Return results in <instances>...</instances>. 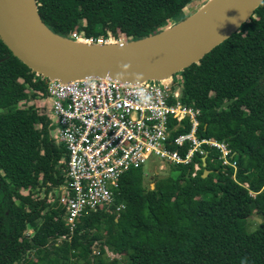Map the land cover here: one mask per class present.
Returning a JSON list of instances; mask_svg holds the SVG:
<instances>
[{"label": "trees", "instance_id": "16d2710c", "mask_svg": "<svg viewBox=\"0 0 264 264\" xmlns=\"http://www.w3.org/2000/svg\"><path fill=\"white\" fill-rule=\"evenodd\" d=\"M35 1L42 21L61 36L79 27L88 36L111 31L135 40L185 19L193 0ZM0 60V264H89L102 231L93 264H264V0L235 33L181 71L182 101L200 111L197 134L235 152V179L214 150L205 178L202 171L192 175V165H170L173 171L155 176L151 188L141 166L132 167L120 176L110 206L124 208L91 212L72 230L60 205H43L62 182L65 149L45 115L33 105L18 107L36 97L34 90L45 94V83L1 39ZM184 124L172 136L190 129ZM195 160L201 166V157ZM42 187L44 198H34ZM106 252L114 255L109 261L100 257Z\"/></svg>", "mask_w": 264, "mask_h": 264}, {"label": "built area", "instance_id": "2783aa9c", "mask_svg": "<svg viewBox=\"0 0 264 264\" xmlns=\"http://www.w3.org/2000/svg\"><path fill=\"white\" fill-rule=\"evenodd\" d=\"M69 38L87 44L124 41L111 31L99 36L76 31ZM167 81L124 84L88 77L48 82L47 93L59 127L57 140L67 156V180L59 203L65 208L64 221L70 230L81 217L101 208L119 213L123 204L115 210L110 206L120 176L129 168L142 166L152 154L171 165L192 164L195 175L202 169L195 157L205 160L214 150L221 166L233 169L234 177L235 153L227 143L197 134L200 111L183 103L182 77ZM185 120L190 129L172 136L185 128Z\"/></svg>", "mask_w": 264, "mask_h": 264}, {"label": "water", "instance_id": "95a60500", "mask_svg": "<svg viewBox=\"0 0 264 264\" xmlns=\"http://www.w3.org/2000/svg\"><path fill=\"white\" fill-rule=\"evenodd\" d=\"M262 2L208 0L185 19L170 21L145 37L87 44L48 28L35 0H0V39L33 73L50 81L99 77L136 84L166 81L174 75L180 80L183 69L235 33ZM209 174L206 169L202 177Z\"/></svg>", "mask_w": 264, "mask_h": 264}, {"label": "rangeland", "instance_id": "374dc122", "mask_svg": "<svg viewBox=\"0 0 264 264\" xmlns=\"http://www.w3.org/2000/svg\"><path fill=\"white\" fill-rule=\"evenodd\" d=\"M208 0H193L190 4H188V6L185 8V13L186 14H188V15H191V14H193L196 10H198L200 7H202V5L205 3V2H207ZM172 23L171 22H169L167 25H171ZM77 29V32L78 33H80L81 31H83V29H81V28H79V27H77L76 28ZM121 36V35H120ZM121 38H122V36H121ZM126 38V37H125ZM124 37H123V39H124V41H127V40H130V39H128V38H126L125 39ZM175 77H177V75H174L173 77H170V78H168V79H166V80H169V81H171V80H174L175 79ZM38 78H39V76H38ZM169 81H167V83H170ZM36 104L37 106H39V104L40 103H42V101L41 100H37V101H28V100H21L19 103H18V107L19 108H26L28 105H31V104ZM223 105H224V103H223V100H222V102H221V106L219 107V108H222L223 107ZM215 161H217L218 163H219V161L218 160H215ZM171 164H169V163H167V161H160V159L156 156V155H154V154H152L151 156H150V158L141 166V168H142V170H143V176H144V185L145 186H150L151 188H153V182H154V177L155 176H164V175H167L168 174V172L170 173L171 171H173L171 168V166H170ZM202 166H203V162H202V164H201ZM204 171V170H203ZM194 172V171H193ZM193 175V174H192ZM40 180H44V178L42 177V176H40ZM44 189L45 188H37L35 191H34V193H33V196L35 197V198H37V199H43L44 198ZM29 192V189H28V191L27 190H22L21 191V194H23V195H25V194H27ZM56 196H57V192H51L49 195H48V198L45 200V202L44 203H48V202H52V201H54L55 199H56ZM13 200H16V198H14ZM43 203V204H44ZM119 205H121V204H119ZM256 227V225L254 224V223H250V229H253V228H255ZM26 232L28 233V234H31L32 233V231L28 228L27 230H26ZM106 239V237H105V232L104 231H102L101 232V235H100V240L94 245V247H93V253H92V255L91 256H89V261H88V263L90 264H93L94 262H95V257L97 256V258H98V255L100 254H98V252H99V249H100V247H99V245L104 241ZM118 256V255H117ZM101 258H103L104 260H107V261H109L110 260V258L109 257H111V258H113L114 257V255H113V253H111V252H106V253H104V254H102L101 256H100ZM35 259H37V258H35ZM34 259V260H35Z\"/></svg>", "mask_w": 264, "mask_h": 264}, {"label": "flooded vegetation", "instance_id": "af4514ba", "mask_svg": "<svg viewBox=\"0 0 264 264\" xmlns=\"http://www.w3.org/2000/svg\"><path fill=\"white\" fill-rule=\"evenodd\" d=\"M38 76H39V78H38ZM35 78L44 81L45 86H46L45 87L46 88V91H45V94H43L42 92H40L38 90H34L33 92L36 94V97L35 98H32V99L29 98L28 101H37V100H41L42 101V103H40L39 106H37L34 103L31 104V105L34 106V109L36 110V112H37L38 115H45L50 120L49 127L51 129V135H52L55 143L57 145H61V143L57 140L58 131H59L58 123H57L56 117L54 116V114L52 112V109H51L52 101H51L50 95L47 93V83H48V80H47V78H45V77H43L41 75H36V74H35ZM19 81L22 82L23 80L20 78ZM30 91H31L30 88H28V89L25 90L26 93L27 92H30ZM66 157H67L66 156V152L64 151V152H62L61 157H60V159L58 161V163L61 165L60 166V173H61V176L63 177L64 181L62 179V182L59 183L56 186H51V183H48V186L50 185L51 186V189L48 192V194L46 196V199L48 198V195L51 192H57L56 199L54 201H52V202L44 203L43 205H45V204H47V205H49V204L53 205L55 203V205H60L63 208V206L59 203V196L61 194L62 187L65 185L66 180H67V178H66ZM41 176L45 179V175L44 174L43 175L41 174ZM41 181H44V180H41ZM42 188H45V187H42ZM22 190L23 191L24 190H27L28 191V189H22ZM22 190H20V193H21ZM27 194H25V195H27ZM64 212H65V208H63L62 219H64ZM30 230L33 232L32 229H30Z\"/></svg>", "mask_w": 264, "mask_h": 264}, {"label": "clouds", "instance_id": "9594fccd", "mask_svg": "<svg viewBox=\"0 0 264 264\" xmlns=\"http://www.w3.org/2000/svg\"><path fill=\"white\" fill-rule=\"evenodd\" d=\"M66 37H69V36H66ZM123 42H124V41H123ZM35 74H36V73H35ZM36 75H40V74H36ZM41 76H42V75H41ZM181 77H182V75H181ZM47 80H48V82H50L49 79H47ZM47 85H48V83H47ZM234 153H235V152H234ZM195 159H196V157H195ZM195 159H194V160H195ZM195 161H196V160H195ZM201 161L203 162V166H205V168H204V167L201 165L202 168H203V169H201V170H202V173H203L206 169H207V170H209V169L206 167V164H207V163H206V159H205V160H201ZM196 162H197V161H196ZM197 163H198V162H197ZM204 163H205V165H204ZM191 165H192V164H191ZM182 166H183V165H182ZM188 166H190V165H188ZM192 168H193V165H192ZM224 168H226V167H224ZM201 170H200V171H201ZM203 170H204V171H203ZM209 171H210V170H209ZM192 172H193V171H192ZM210 173H211V171H210ZM235 173H236V171H235ZM232 178L235 179V175H234V177H233V173H232Z\"/></svg>", "mask_w": 264, "mask_h": 264}, {"label": "bare ground", "instance_id": "6f19581e", "mask_svg": "<svg viewBox=\"0 0 264 264\" xmlns=\"http://www.w3.org/2000/svg\"><path fill=\"white\" fill-rule=\"evenodd\" d=\"M66 45H71V43L70 42H66Z\"/></svg>", "mask_w": 264, "mask_h": 264}]
</instances>
